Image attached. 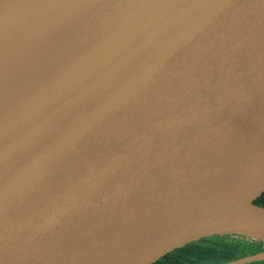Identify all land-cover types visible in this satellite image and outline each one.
Returning a JSON list of instances; mask_svg holds the SVG:
<instances>
[{"label": "water", "instance_id": "95a60500", "mask_svg": "<svg viewBox=\"0 0 264 264\" xmlns=\"http://www.w3.org/2000/svg\"><path fill=\"white\" fill-rule=\"evenodd\" d=\"M262 193L264 0H0V264L264 262Z\"/></svg>", "mask_w": 264, "mask_h": 264}, {"label": "trees", "instance_id": "16d2710c", "mask_svg": "<svg viewBox=\"0 0 264 264\" xmlns=\"http://www.w3.org/2000/svg\"><path fill=\"white\" fill-rule=\"evenodd\" d=\"M255 203L264 207V193L255 200ZM236 237L242 235L203 237L170 252L153 264H215L253 251L250 250L248 242H238ZM253 264H264V262Z\"/></svg>", "mask_w": 264, "mask_h": 264}, {"label": "bare ground", "instance_id": "6f19581e", "mask_svg": "<svg viewBox=\"0 0 264 264\" xmlns=\"http://www.w3.org/2000/svg\"><path fill=\"white\" fill-rule=\"evenodd\" d=\"M43 80L44 79H40V78L23 79L22 81L15 83V85H17L19 87L21 93H24L25 91L29 90L30 88L37 85L38 83H40ZM16 96H18V95H15L14 97H16Z\"/></svg>", "mask_w": 264, "mask_h": 264}, {"label": "flooded vegetation", "instance_id": "af4514ba", "mask_svg": "<svg viewBox=\"0 0 264 264\" xmlns=\"http://www.w3.org/2000/svg\"><path fill=\"white\" fill-rule=\"evenodd\" d=\"M213 235H230V236H232V235H235V234H213ZM209 236H211V235H209ZM243 237V238H242ZM242 237H236V239H238V240H236V241H240V242H243V241H246V242H248V244H249V246L251 247L250 248V250H254V249H256V248H258V247H260L261 246V241H259V240H256V239H254V238H251V237H246V236H242ZM255 240V241H254ZM237 243V242H236Z\"/></svg>", "mask_w": 264, "mask_h": 264}]
</instances>
